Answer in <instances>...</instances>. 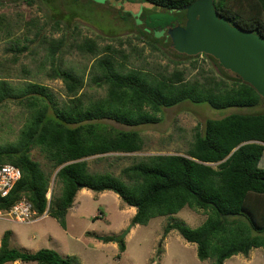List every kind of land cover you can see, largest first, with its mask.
Listing matches in <instances>:
<instances>
[{"label": "trees", "instance_id": "trees-1", "mask_svg": "<svg viewBox=\"0 0 264 264\" xmlns=\"http://www.w3.org/2000/svg\"><path fill=\"white\" fill-rule=\"evenodd\" d=\"M125 1L185 13L196 0ZM215 7L233 26L264 38V0H215ZM160 27L164 29L168 24ZM168 41L171 44L170 38ZM62 44V39L53 42L52 56ZM77 48L98 53L93 39L86 38ZM203 55L217 64L218 74L202 73L187 79L184 71L176 70L156 76L144 70H127L114 55H103L93 65L90 81L104 87L107 94L90 101L84 94L79 95L86 86L84 78L57 68L54 74L63 80L69 97L61 105L45 85L32 82L17 88L0 79V105L10 100L25 102L31 115L15 142L0 144V164H12L22 171L10 195L0 197V210H9L25 198L37 216L47 213L66 228L67 214L80 190L111 191L127 206L136 208L132 226L148 225L153 218L173 216L185 207L204 211L207 218L201 226L191 228L174 220L166 225L163 235L165 238L178 232L185 241L197 245L201 261L224 264L234 256L264 249V168L260 167L264 157V111L208 119L186 154L144 157L123 169L126 180L111 173H91L85 160L143 150L138 130L118 129L109 122L127 127L158 124V115L164 109L185 102L205 103L215 109L264 104V98L251 85L224 69L214 57ZM178 56L195 60L201 55ZM193 64L196 68L197 63ZM35 149L57 170L59 195L52 191L48 198L51 175L32 158ZM11 236L7 231L1 240L0 264H82L77 256H63L52 249L23 252L12 246ZM104 242L118 244L121 253L126 251L123 236H105ZM162 251L159 248L158 254Z\"/></svg>", "mask_w": 264, "mask_h": 264}, {"label": "rangeland", "instance_id": "rangeland-1", "mask_svg": "<svg viewBox=\"0 0 264 264\" xmlns=\"http://www.w3.org/2000/svg\"><path fill=\"white\" fill-rule=\"evenodd\" d=\"M185 22L186 12L168 11L146 2L0 0V79L8 80L17 88L32 82L45 85L61 105L69 97L63 80L55 76V69L78 73L86 83L79 95L84 94L86 101L95 100L105 97L107 92L90 81L91 70L97 59L106 54L114 55L127 70H144L156 76L169 75L176 70L184 71L187 79L202 73L218 74L219 68L210 58L204 55L195 60L179 57L168 41V29ZM164 24L168 27L162 29L160 26ZM152 34L159 40H154ZM86 38L95 41L97 54L81 52L77 48ZM61 39L63 47L52 56L53 42ZM193 63H197L196 68ZM263 111L264 104L256 108L215 109L205 103L185 102L164 109L158 115L161 118L158 124L127 127L109 122L118 129L138 130L143 138V150L132 154L110 153L85 160L91 173H111L126 180L123 169L144 157L186 154L196 133L203 132L206 120ZM30 117L25 102L10 100L0 105V144L15 142ZM32 158L51 175L49 198L52 191L59 195L61 185L56 177L57 170L38 149L33 150ZM260 167L264 168V157ZM101 195L88 189L80 190L74 203L79 209L69 210L66 228L56 218L44 217L45 214L32 223L0 219V244L9 231L14 248L28 253L52 249L63 256H77L82 264H144L146 253L164 247L168 248L169 256L163 264L214 263L213 260L201 261L197 256V245L185 241L178 232L163 236L166 225L174 220L191 228L201 226L207 218L204 211L185 207L173 216L156 217L148 225L130 227L131 207L114 192ZM115 234L125 235L126 254L121 253L115 243H105L101 239ZM154 257L156 264H160V254L156 252ZM226 262L264 264V249H253L247 256L237 255Z\"/></svg>", "mask_w": 264, "mask_h": 264}, {"label": "water", "instance_id": "water-1", "mask_svg": "<svg viewBox=\"0 0 264 264\" xmlns=\"http://www.w3.org/2000/svg\"><path fill=\"white\" fill-rule=\"evenodd\" d=\"M167 34L179 54L214 57L264 98V38L221 17L215 0H196L188 5L185 24L169 28Z\"/></svg>", "mask_w": 264, "mask_h": 264}, {"label": "built area", "instance_id": "built-area-1", "mask_svg": "<svg viewBox=\"0 0 264 264\" xmlns=\"http://www.w3.org/2000/svg\"><path fill=\"white\" fill-rule=\"evenodd\" d=\"M21 178L20 168L12 164H0V197H8ZM47 215L45 213L44 217ZM37 217L39 216L34 211L32 204L25 198L16 202L9 210H0V219H10L19 223H32Z\"/></svg>", "mask_w": 264, "mask_h": 264}, {"label": "crops", "instance_id": "crops-1", "mask_svg": "<svg viewBox=\"0 0 264 264\" xmlns=\"http://www.w3.org/2000/svg\"><path fill=\"white\" fill-rule=\"evenodd\" d=\"M78 194H79V192H78ZM77 194V195H78ZM103 194H105V192H103L102 193V195L101 196H103ZM77 197V196H76ZM78 198H79V196H78ZM75 201H76V199H75ZM72 209H74V210H78L79 209V205H77V206H75V205H73V207H72ZM69 213V212H68ZM129 213H130V219L132 220V218L136 215V213H137V210H136V208H130L129 209ZM67 217H68V214H67ZM96 219H97V217H96ZM67 224H68V219H67ZM109 236V235H108ZM115 236H119V234H115ZM11 240H12V236H11ZM125 241H126V239H125ZM1 245V244H0ZM117 245L118 244H114V246L118 249L119 247H117ZM127 249H128V247H127V245H126V251L125 252H123L124 254H126V252H127ZM163 251H162V253L160 254V264H163V260H166L167 258H168V256H169V250H168V248L167 247H164L163 249H162ZM156 252H157V254H158V250H156L155 248L153 249V250H150L148 253H146V255H147V257L144 259V264H156V262H155V259H156V257H154V255L156 254ZM157 256V255H156ZM198 256V255H197ZM227 261V260H226ZM225 261V263L224 264H227V262ZM205 262V261H204ZM14 263H18V264H21V262L20 261H17V262H14ZM8 264H12V263H8ZM25 264V263H24ZM181 264H187L186 262L184 263H181ZM214 264V263H213ZM230 264H247L246 262H236V263H230Z\"/></svg>", "mask_w": 264, "mask_h": 264}]
</instances>
